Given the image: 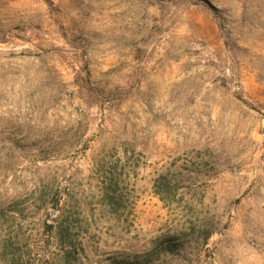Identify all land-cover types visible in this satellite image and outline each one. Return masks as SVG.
Instances as JSON below:
<instances>
[{
	"label": "rangeland",
	"instance_id": "obj_1",
	"mask_svg": "<svg viewBox=\"0 0 264 264\" xmlns=\"http://www.w3.org/2000/svg\"><path fill=\"white\" fill-rule=\"evenodd\" d=\"M0 264H264V0H0Z\"/></svg>",
	"mask_w": 264,
	"mask_h": 264
},
{
	"label": "trees",
	"instance_id": "obj_2",
	"mask_svg": "<svg viewBox=\"0 0 264 264\" xmlns=\"http://www.w3.org/2000/svg\"><path fill=\"white\" fill-rule=\"evenodd\" d=\"M160 196H161L162 199L165 198V197H163L164 195L162 193H160ZM109 200H111V199H109Z\"/></svg>",
	"mask_w": 264,
	"mask_h": 264
}]
</instances>
